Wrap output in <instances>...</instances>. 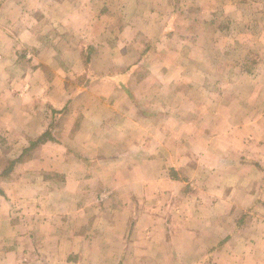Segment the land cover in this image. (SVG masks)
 Here are the masks:
<instances>
[{
	"label": "crops",
	"instance_id": "0c3cea01",
	"mask_svg": "<svg viewBox=\"0 0 264 264\" xmlns=\"http://www.w3.org/2000/svg\"><path fill=\"white\" fill-rule=\"evenodd\" d=\"M0 264H264V0H0Z\"/></svg>",
	"mask_w": 264,
	"mask_h": 264
},
{
	"label": "trees",
	"instance_id": "16d2710c",
	"mask_svg": "<svg viewBox=\"0 0 264 264\" xmlns=\"http://www.w3.org/2000/svg\"><path fill=\"white\" fill-rule=\"evenodd\" d=\"M40 141H41V140H39V141H37V142H40ZM34 144H35V143H33L32 145L34 146ZM15 163H16V162H14V164H15Z\"/></svg>",
	"mask_w": 264,
	"mask_h": 264
}]
</instances>
